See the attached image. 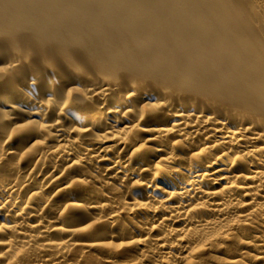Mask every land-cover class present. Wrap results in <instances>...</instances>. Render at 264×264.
Instances as JSON below:
<instances>
[{"label":"bare ground","instance_id":"bare-ground-1","mask_svg":"<svg viewBox=\"0 0 264 264\" xmlns=\"http://www.w3.org/2000/svg\"><path fill=\"white\" fill-rule=\"evenodd\" d=\"M224 2L264 22L0 0V264H264V35Z\"/></svg>","mask_w":264,"mask_h":264},{"label":"rangeland","instance_id":"rangeland-1","mask_svg":"<svg viewBox=\"0 0 264 264\" xmlns=\"http://www.w3.org/2000/svg\"><path fill=\"white\" fill-rule=\"evenodd\" d=\"M238 1H240V0H238ZM248 4H255V2H224V5H223V7H224V9H226V10H229V11H232V13H233V15L232 16H237L238 18H241V19H244V17H247V18H249V19H251L252 20V23L253 24H248V26L251 28V30L252 31H255L256 32V28L258 27L259 28V30H260V28H261V34H263L264 35V31H263V29H262V26H264V22H262V21H258V19H257V17L258 16H256V15H251L249 12H248V10H247V8H246V6L248 5ZM264 7V2H263V4H260L257 8L261 11V9L262 8H260V7ZM257 9V10H258ZM259 10H258V15H260V13H259ZM231 13V14H232ZM257 26V27H256ZM0 64H1V62H0ZM123 83H124V80H123ZM151 82H149V83H147L146 85H151L150 84ZM148 86V87H149ZM152 87V86H151ZM186 94H188L187 93V91H183V92H181L179 95H180V97L182 98V97H184ZM172 95H174V94H172Z\"/></svg>","mask_w":264,"mask_h":264}]
</instances>
